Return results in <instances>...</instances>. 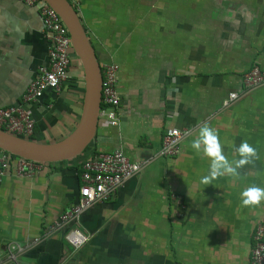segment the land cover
I'll use <instances>...</instances> for the list:
<instances>
[{
    "label": "crops",
    "instance_id": "crops-1",
    "mask_svg": "<svg viewBox=\"0 0 264 264\" xmlns=\"http://www.w3.org/2000/svg\"><path fill=\"white\" fill-rule=\"evenodd\" d=\"M68 1L100 66L119 65V121L112 126L98 116L94 139L77 156L44 163L31 177L11 169L3 178L0 264H8L14 242L23 248L19 264H248L264 203L244 207L240 194L252 185L264 188V84L246 92L242 76L253 64L264 72V0ZM48 47L37 5L0 0L1 107L23 103L38 67L48 64ZM84 92L72 50L61 90H46L25 105L33 140L54 143L70 134ZM229 92L239 98L223 108ZM204 123L216 130L230 161L239 158L242 141L259 158L239 177L202 184L210 160L191 142ZM172 128L189 133L176 156L163 157L162 137ZM114 150L145 165L111 199L72 221L89 237L75 249L63 237L65 228L50 231L49 225L75 203L81 163Z\"/></svg>",
    "mask_w": 264,
    "mask_h": 264
},
{
    "label": "built area",
    "instance_id": "built-area-1",
    "mask_svg": "<svg viewBox=\"0 0 264 264\" xmlns=\"http://www.w3.org/2000/svg\"><path fill=\"white\" fill-rule=\"evenodd\" d=\"M21 1L27 5L39 7L44 34L49 42L48 64L38 67L35 77L23 94V103L9 107L0 106V129L29 138L33 135L34 120L25 105L38 100L46 90L55 93L61 90L68 78L72 44L66 25L54 8L43 0ZM100 69L99 117L109 125L116 126L119 121L117 108L120 103L117 91L119 65L113 62L104 63ZM242 82L246 92L257 89L264 84V72L258 64H253L243 74ZM238 98V93L229 92L222 100L221 106L228 107ZM188 133V129L172 128L166 131L162 137L160 155L163 157L176 156L180 151L181 140ZM43 164L0 149V184L11 169L17 176L31 177L41 170ZM144 165L145 162L131 161L121 150L100 152L84 160L81 163V184L76 201L49 225V230L56 231L65 228L63 237L66 242L75 249L81 247L89 237L78 227L71 226L72 221L77 220L89 206L111 199L127 179L140 173ZM171 198L179 199L181 203L179 195L172 193ZM251 243L248 264H264V221L258 222L255 226L251 235ZM22 249L18 243L10 244L8 264H19L16 253Z\"/></svg>",
    "mask_w": 264,
    "mask_h": 264
},
{
    "label": "water",
    "instance_id": "water-1",
    "mask_svg": "<svg viewBox=\"0 0 264 264\" xmlns=\"http://www.w3.org/2000/svg\"><path fill=\"white\" fill-rule=\"evenodd\" d=\"M44 1L62 18L83 69L85 92L80 120L70 134L54 143H40L0 129V149L33 161L54 163L77 156L94 139L101 100V69L72 4L68 0Z\"/></svg>",
    "mask_w": 264,
    "mask_h": 264
},
{
    "label": "clouds",
    "instance_id": "clouds-1",
    "mask_svg": "<svg viewBox=\"0 0 264 264\" xmlns=\"http://www.w3.org/2000/svg\"><path fill=\"white\" fill-rule=\"evenodd\" d=\"M191 147L203 154L210 160L209 174L202 177L201 183L210 185L212 180L224 175L239 177V170L246 165L253 164L259 158L257 149L247 141H242L236 148L239 158L229 160L224 153V146L219 135L208 123L200 126L198 135L191 142ZM241 203L244 207L258 206L264 203V188L249 186L241 192Z\"/></svg>",
    "mask_w": 264,
    "mask_h": 264
},
{
    "label": "trees",
    "instance_id": "trees-1",
    "mask_svg": "<svg viewBox=\"0 0 264 264\" xmlns=\"http://www.w3.org/2000/svg\"><path fill=\"white\" fill-rule=\"evenodd\" d=\"M30 139H33V136L29 137Z\"/></svg>",
    "mask_w": 264,
    "mask_h": 264
}]
</instances>
